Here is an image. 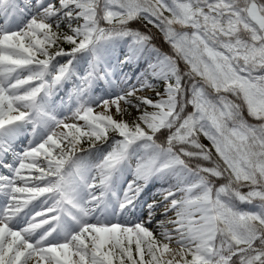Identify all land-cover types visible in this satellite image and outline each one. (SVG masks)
Listing matches in <instances>:
<instances>
[{"label": "snow or ice", "instance_id": "6c2138e0", "mask_svg": "<svg viewBox=\"0 0 264 264\" xmlns=\"http://www.w3.org/2000/svg\"><path fill=\"white\" fill-rule=\"evenodd\" d=\"M0 167V264H264V0H0Z\"/></svg>", "mask_w": 264, "mask_h": 264}, {"label": "rangeland", "instance_id": "374dc122", "mask_svg": "<svg viewBox=\"0 0 264 264\" xmlns=\"http://www.w3.org/2000/svg\"><path fill=\"white\" fill-rule=\"evenodd\" d=\"M120 56V51L119 49L112 55L111 57V62L112 64L116 67V78L119 79V77L123 76L124 74H128V75H132L133 72L137 71L136 66L133 65H129L127 67H124L122 70L120 68L119 65L116 64V57ZM122 58V57H121ZM66 62V58H60V63H65ZM85 68V65L84 67ZM83 74V72H82ZM23 75H27V73H24ZM73 87L72 84H69L66 88L62 87L60 88L57 92H55L50 100V104L52 106V108L54 109L53 114L57 115L58 117L60 116L61 118H67L70 117V113L68 111V92L71 90V88ZM157 90H162V86L158 85ZM108 91V86L105 85L102 81L97 84L96 86H94V94L96 95H103L105 92ZM148 95H152L151 92L146 93ZM63 101V104H62ZM74 107V106H73ZM130 112L132 113V116L136 115V112L134 110L130 109ZM75 121L73 119H66V123H74ZM31 139L30 136H28L27 138L25 137H21L17 140V142L14 144V148L16 151H20L24 148H26L28 146V142ZM85 147H87V145L85 144ZM106 149L102 148L101 152L105 151ZM85 159L88 160V162L90 163V165H95L96 163L99 162V153H91L85 156ZM15 157L9 153L5 158L4 161L8 162V163H12L14 162ZM0 174H9L7 169H4L2 167H0ZM23 175H29V173L27 171H24L22 173ZM32 174H38V173H32ZM93 175H96L95 172L92 173ZM155 188H151L149 189V191L145 194L144 199H150V197H152V194L155 192ZM157 200L161 199V197H156ZM3 200L4 198L2 196H0V205L3 204ZM34 204L36 203L35 201L33 202ZM30 209H32V205H29L28 207L22 209V213H27L28 217L31 218L32 215H34L35 211H40L41 208L37 207L34 209V211H30ZM160 210H158L159 212ZM146 214V213H145ZM157 219H164V217L157 215ZM38 222V221H37Z\"/></svg>", "mask_w": 264, "mask_h": 264}, {"label": "trees", "instance_id": "16d2710c", "mask_svg": "<svg viewBox=\"0 0 264 264\" xmlns=\"http://www.w3.org/2000/svg\"><path fill=\"white\" fill-rule=\"evenodd\" d=\"M131 27L133 28H139L140 30H143V23L142 22H134L131 24ZM149 28H151V25H149ZM153 35L155 36V43L158 47H160L163 51L167 52L169 51V46L164 42L161 33H159V31L155 28H151ZM65 48H68L69 46L67 44L63 45ZM84 65H78L77 66V71L80 72V74L82 75V72L84 71ZM189 111H191V108L188 109ZM161 139H163V137H161ZM202 142L205 144H208V141L204 138H202Z\"/></svg>", "mask_w": 264, "mask_h": 264}, {"label": "bare ground", "instance_id": "6f19581e", "mask_svg": "<svg viewBox=\"0 0 264 264\" xmlns=\"http://www.w3.org/2000/svg\"><path fill=\"white\" fill-rule=\"evenodd\" d=\"M58 118H61L60 116ZM57 131H65L64 129H57Z\"/></svg>", "mask_w": 264, "mask_h": 264}]
</instances>
